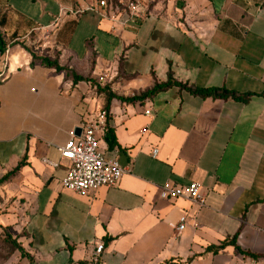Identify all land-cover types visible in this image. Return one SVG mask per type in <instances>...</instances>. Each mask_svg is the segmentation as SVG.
Masks as SVG:
<instances>
[{
	"label": "crops",
	"instance_id": "0c3cea01",
	"mask_svg": "<svg viewBox=\"0 0 264 264\" xmlns=\"http://www.w3.org/2000/svg\"><path fill=\"white\" fill-rule=\"evenodd\" d=\"M141 3L122 27L71 14L88 0H0V264H90L98 243L96 264H264V0ZM25 49L117 98L175 85L108 100ZM99 111L98 149L125 173L76 194L59 148ZM192 182L203 206L159 196Z\"/></svg>",
	"mask_w": 264,
	"mask_h": 264
},
{
	"label": "built area",
	"instance_id": "2783aa9c",
	"mask_svg": "<svg viewBox=\"0 0 264 264\" xmlns=\"http://www.w3.org/2000/svg\"><path fill=\"white\" fill-rule=\"evenodd\" d=\"M82 13H92L99 19L115 22L120 26L128 23H139L144 15L141 0H117V5H112L108 0H88L83 8L71 13L73 16ZM64 14H59L54 21L57 24ZM7 53V52H6ZM3 74L0 75V78ZM106 113L99 111L95 118L86 119L80 125L79 137L71 136L59 148L60 157L69 162V169L60 181V187L76 194H85L100 187L112 188L120 181L125 171L120 168L115 159L106 158L98 149L96 133L99 132ZM156 151L152 152V156ZM159 196L165 200L185 199L192 204L203 206L204 195L202 187L197 183L185 186L163 184L159 189ZM185 217H181L174 231L179 234L184 229ZM103 245L98 243L94 247L89 260L96 264L103 253Z\"/></svg>",
	"mask_w": 264,
	"mask_h": 264
},
{
	"label": "trees",
	"instance_id": "16d2710c",
	"mask_svg": "<svg viewBox=\"0 0 264 264\" xmlns=\"http://www.w3.org/2000/svg\"><path fill=\"white\" fill-rule=\"evenodd\" d=\"M112 3V5H117V0H108ZM30 57H31V62H30V66L32 67L35 63L41 65L42 67L48 68V69H53L55 70L57 73H63L66 79H71L72 84H75L77 82L80 81H84V82H89L90 84H93V81L91 80H87V79H83L77 75L74 74L73 71L68 70V68L60 66L56 60V56L54 57V59H50L46 56H44V54H42L41 56H36L34 53H32L31 50L25 49ZM4 52V43L3 40L0 37V56L3 54ZM171 85H175L172 82H168L165 85H155L150 91L140 95V96H133L131 98H117L115 95L111 94L110 92H105V88L101 89L98 86H95V89L97 92L100 93H106V97L108 100L110 99H118L120 101L123 102H134V101H141L147 97H150L152 95H154L155 93H157L158 91L162 90L165 87L171 86ZM192 93L197 94L201 97H211V98H222L226 96V93L224 91H218V90H190ZM233 97V96H231ZM16 171V170H15ZM11 174H8L6 176H4L3 178L0 179V184L5 182L9 176ZM15 248L19 249V247L17 245H14Z\"/></svg>",
	"mask_w": 264,
	"mask_h": 264
},
{
	"label": "rangeland",
	"instance_id": "374dc122",
	"mask_svg": "<svg viewBox=\"0 0 264 264\" xmlns=\"http://www.w3.org/2000/svg\"><path fill=\"white\" fill-rule=\"evenodd\" d=\"M13 248L14 247L11 245V243L3 237V234H0V250H4L7 252L8 249L13 250Z\"/></svg>",
	"mask_w": 264,
	"mask_h": 264
},
{
	"label": "water",
	"instance_id": "95a60500",
	"mask_svg": "<svg viewBox=\"0 0 264 264\" xmlns=\"http://www.w3.org/2000/svg\"><path fill=\"white\" fill-rule=\"evenodd\" d=\"M79 134H80V129H76V130L74 131V136H75V137H79Z\"/></svg>",
	"mask_w": 264,
	"mask_h": 264
}]
</instances>
